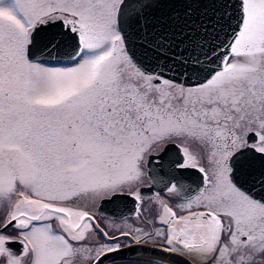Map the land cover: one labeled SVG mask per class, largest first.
<instances>
[{
  "label": "snow or ice",
  "instance_id": "1",
  "mask_svg": "<svg viewBox=\"0 0 264 264\" xmlns=\"http://www.w3.org/2000/svg\"><path fill=\"white\" fill-rule=\"evenodd\" d=\"M222 6L173 42L149 36L142 0H0V264H114L149 243L264 264V0ZM149 171L178 201L157 194L151 218ZM119 198L144 226L110 235L82 202Z\"/></svg>",
  "mask_w": 264,
  "mask_h": 264
},
{
  "label": "water",
  "instance_id": "2",
  "mask_svg": "<svg viewBox=\"0 0 264 264\" xmlns=\"http://www.w3.org/2000/svg\"><path fill=\"white\" fill-rule=\"evenodd\" d=\"M142 2L153 5V7L147 9L146 13L149 36L153 32L163 33L173 42L180 38L178 34L185 32H190L193 39H198V30L202 29V26L205 24H214L225 11L222 6L224 0H142ZM221 38H223V33H221ZM182 47L183 45H181ZM142 51L141 48H136L138 56ZM176 51L178 52L180 49H176ZM148 55L151 58L152 54L149 53ZM172 74L174 73H169V75ZM162 171L169 174L167 167H164ZM153 188L164 189V185L162 183L153 184L152 182L151 187H142V194H152ZM149 189H151L149 192H145ZM99 213L103 217L111 219H124L136 213V202L131 198H119L110 203L99 204ZM15 247H19V245H15ZM138 257L158 258L172 264H183L180 258L169 259L167 254L159 251L158 245L151 244L134 246L131 249L121 252L115 260ZM108 263V261L105 262V264Z\"/></svg>",
  "mask_w": 264,
  "mask_h": 264
},
{
  "label": "flooded vegetation",
  "instance_id": "3",
  "mask_svg": "<svg viewBox=\"0 0 264 264\" xmlns=\"http://www.w3.org/2000/svg\"><path fill=\"white\" fill-rule=\"evenodd\" d=\"M174 151V150H173ZM167 157L164 158V160L161 162L162 164H166L167 163ZM150 169H155L156 174L159 176H163L165 178H167V176L169 174L165 173L164 171H162L164 168L161 167V164H157L155 162H153L151 165H149ZM153 173L151 171L148 172V175H146L143 178V183L140 185V187H151L152 186V179H151V175ZM182 180L181 183L185 186V188L191 189L192 190V194H194V190L200 185L201 183V174L195 170V169H185L182 172ZM184 180L186 181L184 183ZM151 189L146 190L145 192H149ZM159 194L160 197L164 198L165 200H168L170 204H174L178 201L176 200H169V194L167 193V191L165 189H155L153 188V193L150 195H143L144 197V202H143V206L141 208V215L147 218H151L148 214L150 212L153 211V209H155L156 205L154 203V197ZM99 204L97 203L96 205H91V204H87V206L89 207L90 211L93 212V214L96 217V223H99L101 228H104L106 231H110L109 234H113V225L112 226H103L100 222L103 220L105 221H116V222H124L126 221V224L128 222V220L131 219V217H135L137 216L136 213L133 216L130 217H126L124 219H111V218H107V217H103L100 213H99ZM94 207V208H93ZM95 209V212L93 211ZM3 209H0V212H2ZM101 220V221H100ZM129 224V222H128ZM123 225H121V227H123ZM139 226L143 227L144 225L141 223V220L139 219ZM157 227H161V225L157 224ZM108 227V228H107ZM91 239V237H90ZM101 240H103V237H100ZM124 243H127V241H125ZM151 245H154L152 243H149ZM15 247V246H14ZM149 259H154V258H146V257H138V258H126V259H121V260H117L114 261V263L117 262H123L125 264H144V261H147ZM156 260L159 262V264H172L170 262H167L166 260L163 259H158L156 258ZM182 260V259H181ZM183 261V260H182ZM109 264V263H108ZM193 264H195V261H193Z\"/></svg>",
  "mask_w": 264,
  "mask_h": 264
},
{
  "label": "rangeland",
  "instance_id": "4",
  "mask_svg": "<svg viewBox=\"0 0 264 264\" xmlns=\"http://www.w3.org/2000/svg\"><path fill=\"white\" fill-rule=\"evenodd\" d=\"M144 181H142V183H143ZM141 183V184H142ZM83 204H90V203H88L87 201H85V202H82V205ZM94 208V207H93ZM94 212H95V209L93 210ZM137 215V214H136ZM101 221V220H100ZM128 222H129V224H135L136 226H139V218L137 217V216H135V217H131V219L130 220H128ZM128 222H127V224H128ZM103 226H112V225H118V226H121V225H126V221H124V222H114V221H101L100 222ZM108 228V227H107ZM108 231V230H107ZM110 232V231H109ZM119 260H121V259H119ZM115 261H117V260H115ZM114 264H125V263H123V262H117V263H114Z\"/></svg>",
  "mask_w": 264,
  "mask_h": 264
}]
</instances>
